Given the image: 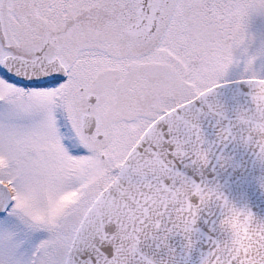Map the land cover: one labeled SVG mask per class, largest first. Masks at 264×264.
Here are the masks:
<instances>
[{
	"label": "snow or ice",
	"instance_id": "1",
	"mask_svg": "<svg viewBox=\"0 0 264 264\" xmlns=\"http://www.w3.org/2000/svg\"><path fill=\"white\" fill-rule=\"evenodd\" d=\"M256 17L264 0H0V264H192L217 147L264 167ZM236 216L239 243L214 220L195 264H264V219Z\"/></svg>",
	"mask_w": 264,
	"mask_h": 264
},
{
	"label": "water",
	"instance_id": "2",
	"mask_svg": "<svg viewBox=\"0 0 264 264\" xmlns=\"http://www.w3.org/2000/svg\"><path fill=\"white\" fill-rule=\"evenodd\" d=\"M235 85H228L219 90L222 99L227 102L228 109H231L235 103L243 102V96H234ZM246 91V90H242ZM202 127L206 137L209 140L215 139V123L209 117L202 122ZM216 154H223L225 162L221 165L215 162L206 170L205 176L209 181L218 183L229 200H231L236 208L246 207L260 219H264V190L259 186L260 180L264 178V167L259 166L253 160L251 152L236 142L227 143L217 147ZM223 210L218 202H211L207 206V212L203 218L198 221L199 229L197 243L191 252L192 264L198 259L199 252L204 250L208 243V238L214 235L219 236V232L212 231L213 221L217 223L222 220ZM239 230L243 232L242 226ZM221 239L223 237H220ZM170 243L177 249L182 250L183 239L179 236L172 237Z\"/></svg>",
	"mask_w": 264,
	"mask_h": 264
},
{
	"label": "clouds",
	"instance_id": "3",
	"mask_svg": "<svg viewBox=\"0 0 264 264\" xmlns=\"http://www.w3.org/2000/svg\"><path fill=\"white\" fill-rule=\"evenodd\" d=\"M213 202H218L223 210L222 222L227 225V231L231 233V239L239 243V221L236 216V208L231 200L225 197L223 191L215 186H212L209 191L205 193Z\"/></svg>",
	"mask_w": 264,
	"mask_h": 264
},
{
	"label": "rangeland",
	"instance_id": "4",
	"mask_svg": "<svg viewBox=\"0 0 264 264\" xmlns=\"http://www.w3.org/2000/svg\"><path fill=\"white\" fill-rule=\"evenodd\" d=\"M251 31L255 35V43L259 45L264 41V18L256 17L251 23ZM234 76L229 77V79H234ZM39 238V237H38Z\"/></svg>",
	"mask_w": 264,
	"mask_h": 264
}]
</instances>
